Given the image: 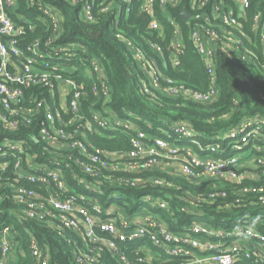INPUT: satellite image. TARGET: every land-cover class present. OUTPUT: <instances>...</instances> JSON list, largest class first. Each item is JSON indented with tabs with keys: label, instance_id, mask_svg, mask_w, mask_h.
Wrapping results in <instances>:
<instances>
[{
	"label": "trees",
	"instance_id": "1",
	"mask_svg": "<svg viewBox=\"0 0 264 264\" xmlns=\"http://www.w3.org/2000/svg\"><path fill=\"white\" fill-rule=\"evenodd\" d=\"M47 1L56 6L61 14L58 19L60 36L55 38L57 29L49 14L33 8L28 0H19L16 12L11 15L19 25L26 21L28 24H25L24 34L18 39L21 47L25 49L33 46L38 40L41 48L52 52L49 58L51 65H59L64 79L73 80L76 88L69 93L65 107H62L51 94L49 87L42 85L25 88L24 99L18 104L24 107H36L37 103L32 101V96L46 99L55 117L53 124L49 126L50 130L56 127L63 129L68 139H60L54 144L40 135L41 123L45 119V106L38 110L30 123L20 116L22 124L19 127L13 130L4 128L0 134V139L11 137L29 142V147L18 154V158H12L11 164L0 171V229L3 225H15L20 230L19 244L25 251L24 254L19 255L16 264H36V259L29 250L32 236L42 247H49L53 264H79L73 251L75 242L80 246L83 245L82 240L75 236H69L71 238L69 242L63 232H60L61 228L51 227L44 220L17 218V213L27 214V206L20 205L12 199L16 187L33 188L45 196L50 194L46 184L32 183L26 179L19 182L14 180L12 173L17 160L21 158L23 160L21 165L27 170H32L33 166L27 163V159L34 155V167L40 164V161L48 160L49 157L58 158L57 161L64 168L65 179L71 188V192L64 193V197L73 193L85 197H98L104 207L115 204L123 208L126 213L135 214L143 206L140 203L141 198L151 194L168 201L175 212V215H171L170 211L164 208L154 210L168 221L173 231H181L184 226L197 219L191 213L195 210L203 212L204 216L200 219L214 227L237 228L251 225L261 232L264 231V223L259 219L262 216L260 210L264 208L260 205V196L264 195V192L244 191L245 188L251 189L260 183L264 184V178L257 180L252 177L260 173L264 166L261 163L264 162V67L262 66L264 57L261 29L258 32L254 29L257 12L261 22L264 23V0H249L250 6L243 15L240 14L234 0H225L226 5L230 4L234 8L235 17L240 25L231 27L219 20L224 28L215 27V29L220 32L227 29L235 38L241 39L244 55H249L252 51L256 61H243L238 54L230 56L225 51L219 50L216 55L217 83L215 84L218 88V97L210 102L177 98L156 89L146 93L143 87L146 80L145 73L124 40L118 36V31H121L131 39L147 54L154 65L161 69L165 77L172 78L189 88L208 90L212 79L203 55L194 46L192 32L195 24L192 20L186 21L180 17L188 0H184L176 7L159 6V0H156L153 13L161 20L163 35L160 31L149 29L151 13H142L141 2L137 0L129 3V13L121 14L118 22L114 21L111 13L99 9L98 0L94 7L92 6L93 20H87L81 7L68 0ZM208 9L206 7V13ZM191 11L195 13L193 9ZM169 17L178 18L182 29V48L181 51L176 52L180 65L176 67L171 61L163 60L164 57L168 59L170 54L174 53V49L169 48L174 40V28L169 23ZM204 22L207 27L212 25L211 20ZM30 26L35 28L31 29ZM50 38L52 42L45 44ZM149 41L162 46L163 53L151 49ZM57 49L64 50L59 53L54 52ZM93 57L104 73L103 76H100L90 63ZM41 61L43 59L39 57V62ZM95 86L97 90L94 89ZM163 86H166L165 82ZM77 92H80L79 109L83 115L80 121H77L71 105ZM95 112L99 116L113 118L111 115H115L120 119L132 121L149 134L167 137L169 133L174 139L184 138L181 137L182 133L175 130L176 124L183 122L196 134V142L181 140L179 144H191L193 152L198 156L214 158L229 155L241 158L249 156L247 161L241 160L238 164L237 172L242 179L241 181L194 180L160 169H145L138 173L126 166L114 168L113 166L123 164L118 162L134 161L130 152L133 148L131 138L135 135L136 129L114 125L111 130L102 129L94 119ZM77 142H82L86 151ZM217 144H219L217 151L213 150L212 147ZM238 145L243 148L237 149L235 146ZM103 152L117 155L114 161L110 159L111 167H103L98 163L100 176L86 175L81 163L94 165L92 156ZM182 152L187 150L184 149ZM102 157L106 156L102 155ZM52 163L55 164L56 159ZM140 163H144V160ZM81 175H86L92 184L97 185V188L90 189L84 185H77L76 178ZM156 179L162 180L163 184L157 183ZM83 202L89 203L87 200ZM43 211L47 220L52 218L53 224H59L56 210L48 205ZM67 233L72 234L70 231ZM124 253L133 264H179L184 260L183 256H172L154 263H141L130 251L126 250ZM100 258L107 264H118L111 256L100 255ZM237 264L255 263L244 260Z\"/></svg>",
	"mask_w": 264,
	"mask_h": 264
},
{
	"label": "built area",
	"instance_id": "2",
	"mask_svg": "<svg viewBox=\"0 0 264 264\" xmlns=\"http://www.w3.org/2000/svg\"><path fill=\"white\" fill-rule=\"evenodd\" d=\"M28 1L33 8H37L52 17L53 25L57 29L56 37L55 35L54 37L58 38L60 36L58 19L61 17L59 9L47 0ZM68 1L79 5L87 20H93L92 6L94 7L97 0ZM137 1L141 2L140 11L142 13H151L149 29L160 31V34L163 35L161 20L153 13L156 0ZM183 1L159 0V6L176 7ZM234 1L237 3L241 15L250 6L249 0ZM18 2L19 0H0V134L4 128L13 130L19 127L22 124L19 119L20 116L23 117L24 121L30 123L38 110L45 106V119L41 123L40 135L43 139H49L55 144L60 139L68 138H66L63 129L56 127V129L50 130L49 126L53 124L55 117L47 100L32 96V101L37 103L36 107H24L18 104L24 99L25 88L42 85V87H49L51 94L62 107H65L67 97L71 90L76 88V83L73 80L64 79L59 65H51L49 58L52 56V52L41 48L38 40L27 49L21 47L18 38L24 34L25 24H28V21L19 25L12 17L11 13L16 12ZM131 2L132 0H98V7L102 12L111 13L114 21L118 22L121 14L129 13V3ZM206 7L209 8L207 13ZM185 9L191 13V17L186 21L192 20L195 24L192 32L194 46L203 55L212 79V84L206 91L186 87L172 78L165 77L161 69L156 67L147 54L137 47L131 39L127 38L121 31H118V36L124 40L145 73L146 80L143 87L146 93H151L156 89L165 91L168 95L177 98L210 102L218 97V88L215 84L217 83L216 55L219 50L225 51L230 56L238 54L243 61L255 62L256 57L252 51L249 52V55H244L241 39L235 38L230 31L223 29L220 32L215 29V27L224 28L220 25V21L231 27L240 25L235 17L234 8L230 4L226 5L225 0H188L187 6H184L182 11ZM180 17L182 18L181 13ZM203 19L205 21L211 20L212 25L207 27ZM168 20L174 28V40L169 46V48L174 49V53L170 54L168 59L164 57L163 60L171 61L172 65L176 67L180 65L176 52L181 51L180 48H182V29L178 18L169 17ZM30 28L34 29L35 27L30 26ZM254 29L257 32L261 29L264 57V23L261 22L258 12L254 20ZM51 42L52 38L45 44ZM149 45L154 51L163 53V48L159 44L149 41ZM63 50L57 49L54 52L59 53ZM39 57L43 61L39 62ZM90 63L100 76L104 75L94 57L90 59ZM262 66L264 67V60ZM162 81L166 83L165 87ZM65 85L68 86L69 91L65 97H62L61 87ZM94 89L97 90V87L95 86ZM57 95L59 96L58 99ZM79 96L80 92H77L71 101L77 121L83 118L79 109ZM111 116L113 118L99 116L97 112L94 113V119L98 127L102 129L111 130L112 125L136 129L135 135L131 138L133 148L130 152L134 161L118 162L123 164L113 166L114 168L126 166L138 173L145 169H160L173 175H183L194 180L225 181L231 179L241 181L242 179V176L238 175L237 172V169L239 170L238 164L242 160L241 157L235 155L222 158L200 157L193 152L191 144H179L181 140H187L189 143L196 142V134L190 131L183 122L177 123L175 130L182 133L181 137L184 138L174 139L167 131V137L149 134L144 128L136 126L132 121L120 119L115 115ZM59 119L62 121L61 118ZM77 144L84 148L82 142H77ZM218 145L213 146L212 149L217 151ZM28 147L29 142L27 140L11 137L1 138L0 171L11 164L12 158H18V154L23 153ZM235 147L237 149L243 148L239 145ZM184 149L187 152H182ZM203 149L205 148L203 147ZM84 151H86L85 148ZM102 155L106 157L103 158ZM114 155L107 152L93 155L91 159L94 165L81 163V168L86 175L100 176L101 173L97 164L99 163L103 167H111V160H115ZM34 159L35 155L27 159V163L33 166L32 170H27L24 165H21L23 162L21 158L17 160L15 170L12 173L14 180L19 182L26 179L32 183L46 184L50 189V194L45 196L33 188L16 187L12 199L20 205L27 206V214L17 213V218L22 220L28 217L44 220L51 227L61 228L60 232H63L69 242L71 241L69 236L80 238L83 245L80 246L78 242H75L73 251L79 264H107L105 260L100 258V255L111 256L118 264H133L124 253L126 250L133 253L135 258L138 257V261L141 263H154L166 257L183 256L184 260L179 264H237L244 260L255 264H264V231H259L257 227L251 225L237 228L214 227L205 224L204 220L200 219L204 216L203 212L195 210L191 213L197 219L184 226L181 231H173L168 221L154 212V210L164 208L170 211L171 215H175L168 201L149 194L141 198L140 203L143 206L137 213L128 214L123 208L117 207L115 204L104 207L98 197L79 196L75 193L67 194L64 197V193L71 192V188L65 179L64 168L57 161L58 158L49 157L46 161H40V164L35 167ZM54 159H56L55 164L52 163ZM143 160L144 163H140ZM261 163L264 164L262 161ZM174 165H179V167ZM86 175L76 178L77 185L96 189L97 185L92 184ZM252 177L257 180L263 179L264 166L260 173H256ZM156 182L163 184L160 179H156ZM250 190L255 193H262L264 192V184L260 183L251 189H244L245 192ZM85 200L89 203H84ZM260 201L263 208L264 195L260 196ZM48 205L58 212V225L52 223V218L46 219V213L43 209ZM260 215L262 216L259 219L264 223V208L260 210ZM27 231L29 230L27 229ZM67 231L72 232V234H68ZM19 236L20 230L15 225L8 224L1 227L0 264H16L19 255L25 253L19 244ZM29 250L35 257L36 264H53L49 247H42L34 236L31 238Z\"/></svg>",
	"mask_w": 264,
	"mask_h": 264
},
{
	"label": "rangeland",
	"instance_id": "3",
	"mask_svg": "<svg viewBox=\"0 0 264 264\" xmlns=\"http://www.w3.org/2000/svg\"><path fill=\"white\" fill-rule=\"evenodd\" d=\"M61 89H62V92H61V96L62 97H65L66 95H67V93H68V91H69V88H68V86L67 85H65V86H63V87H61ZM231 156V155H230ZM115 159L117 158V155L115 154L114 156H113ZM249 156H244L243 158H241L242 160H244V161H246V159L248 158ZM180 165V164H179ZM179 165H174V166H178L179 167Z\"/></svg>",
	"mask_w": 264,
	"mask_h": 264
},
{
	"label": "water",
	"instance_id": "4",
	"mask_svg": "<svg viewBox=\"0 0 264 264\" xmlns=\"http://www.w3.org/2000/svg\"><path fill=\"white\" fill-rule=\"evenodd\" d=\"M181 16L184 20H188L191 17V13L185 9L181 12Z\"/></svg>",
	"mask_w": 264,
	"mask_h": 264
}]
</instances>
